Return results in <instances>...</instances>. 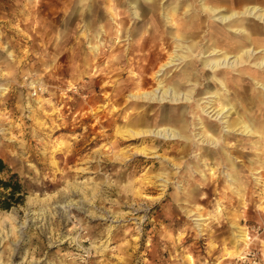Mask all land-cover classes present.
Instances as JSON below:
<instances>
[{"label":"rangeland","instance_id":"1","mask_svg":"<svg viewBox=\"0 0 264 264\" xmlns=\"http://www.w3.org/2000/svg\"><path fill=\"white\" fill-rule=\"evenodd\" d=\"M131 1L0 0V264H264V5Z\"/></svg>","mask_w":264,"mask_h":264},{"label":"trees","instance_id":"2","mask_svg":"<svg viewBox=\"0 0 264 264\" xmlns=\"http://www.w3.org/2000/svg\"><path fill=\"white\" fill-rule=\"evenodd\" d=\"M0 209L8 210L23 202L26 195L24 183L0 158Z\"/></svg>","mask_w":264,"mask_h":264},{"label":"bare ground","instance_id":"3","mask_svg":"<svg viewBox=\"0 0 264 264\" xmlns=\"http://www.w3.org/2000/svg\"><path fill=\"white\" fill-rule=\"evenodd\" d=\"M150 3V2H149ZM150 4H152V3H150ZM256 9H258L257 7H254V8H252V9H248V8H246V10L244 11V12H242V14H247L248 13V15H252L253 14V12L256 10ZM238 15V13H234V14H232V15H230V16H222L221 18H216L217 19V21H220L221 23L223 22V23H225V22H227V21H229L230 20V18H232V17H234L235 15ZM258 20H260L261 22H264V14H260L258 17ZM233 24V23H232ZM257 25V24H256ZM249 29V28H248ZM245 30V31H243V33H245V35H244V37L251 43V44H260V43H258V41H256V40H254L252 37H251V34H250V31L249 30ZM239 30V29H238ZM238 32V31H237ZM240 32V31H239ZM242 32V31H241ZM246 52H247V50H246ZM257 53V52H259V51H257V49H252V50H249L248 51V53H250L251 55L253 54V53ZM248 56V55H247ZM262 56V55H261ZM241 57H242V55H241ZM240 57V58H241ZM244 58V57H243ZM238 59H239V57L238 58H236V60L234 61L235 63H237V61H238ZM242 59V58H241ZM241 59H240V62H241ZM207 64V67L208 66H210L211 67V69H219L220 67H223L224 65H225V67H227V62H225V61H211V62H208V63H206ZM239 65V64H238ZM255 66H256V68H261V67H264V61H261V62H258V63H256L255 64ZM142 70V69H141ZM251 70V72H254V73H257V70L258 69H250ZM120 75V74H119ZM191 78V77H190ZM258 84L260 83V82H257ZM259 87L261 88V91H262V93H264V82H261L260 84H259ZM164 89V88H163ZM164 95H167V93H168V90H164ZM147 94H149V93H147ZM177 96H178V92H176L175 91V88H174V91H173V93H172V98H177ZM168 98V97H167ZM222 112V111H221ZM221 112H218L217 113V116H219L220 114H222ZM239 125H241V127L243 128V131H245V130H248V126L247 125H245V124H243L242 122H239ZM131 130V129H130ZM130 130H127L126 131V133H128L129 135H131L132 133H130L129 131ZM142 132V131H141ZM144 132V131H143ZM147 132V131H146ZM159 132V131H158ZM165 132V131H164ZM135 133V132H134ZM138 133H140V132H138ZM125 134V133H124ZM135 134H137V133H135ZM175 135H180L179 133H177V134H173V136H175ZM139 136V135H138ZM166 136H171V133H166ZM141 150V149H140ZM143 151V150H142ZM240 236V238L243 240V241H245V232H241V234L239 235Z\"/></svg>","mask_w":264,"mask_h":264},{"label":"crops","instance_id":"4","mask_svg":"<svg viewBox=\"0 0 264 264\" xmlns=\"http://www.w3.org/2000/svg\"><path fill=\"white\" fill-rule=\"evenodd\" d=\"M145 2H146V4H147V2L149 3H153L154 2V0H144ZM239 1H241V2H243V1H245V2H247L246 4V7H244L243 9H241V10H232V11H230V13H228V12H226V13H221L220 11H219V9L220 8H214V7H212V6H207L206 4H202L201 5V10H202V12H205L208 16H212V15H214V17L215 18H221L222 16H229V15H231L232 13H234V12H242V11H244L245 10V8H247V7H249V5L250 4H252V3H259V4H262V5H264V0H239ZM130 4H131V6L133 7V8H135V10H134V16L135 17H140V18H142V14L145 12V16H144V18L145 17H147V22H151L150 21V19H149V17H148V15H146V13H147V9L144 11V10H141V8H140V0H133V1H131V2H129ZM115 6H116V8L117 7H122L123 6V2H122V0H117V3H115L114 4ZM175 7V10L177 11V5L176 6H174ZM174 7H171V9H174ZM216 7V6H215ZM251 7H260V6H256V5H253V6H251ZM123 9V10H122ZM122 9H120V11H118L117 12V14H118V16L119 15H121V13L123 14L125 11H124V8H122ZM157 11H155V14H157L156 13ZM241 14H239V16H240ZM156 16H158V15H156ZM217 16V17H216ZM245 16V15H244ZM149 19V20H148ZM233 19V18H232ZM217 20V19H216ZM230 20H231V18H230ZM229 20V21H230ZM241 20H243V21H245L244 19H241ZM252 37V36H251Z\"/></svg>","mask_w":264,"mask_h":264}]
</instances>
